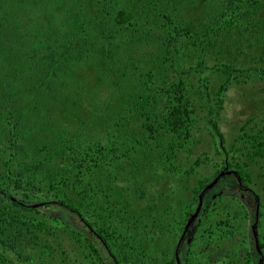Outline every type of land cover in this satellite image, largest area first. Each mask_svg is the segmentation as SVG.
I'll list each match as a JSON object with an SVG mask.
<instances>
[{"label": "trees", "instance_id": "1", "mask_svg": "<svg viewBox=\"0 0 264 264\" xmlns=\"http://www.w3.org/2000/svg\"><path fill=\"white\" fill-rule=\"evenodd\" d=\"M13 2L35 4L34 0H0V116L3 117L0 167H5V170L0 169V264H49L44 255L49 256L53 249L40 243L37 232L47 231L54 236L52 227L62 223L38 209L50 207L48 201L39 199L46 189L52 190L58 205L79 215L84 229L93 233L95 243L104 249L108 263L121 264L120 259L125 256L119 251L127 258L126 248L130 245L120 246L123 238L119 234L116 236V226L127 224V202L122 211H108L110 225H104L106 229L94 231L87 210L88 204L96 198L90 189L78 191L83 185L82 168L90 166L93 148L98 155L93 159L96 167L103 169L105 165L101 141L93 137L86 139V130L83 134L77 132L66 137V131H56L50 126L41 133L37 124L29 128L19 119L24 117L19 111L21 102L27 99L26 94L32 93L36 102L29 108L31 116L39 115V104L45 100L68 109L72 102L61 96L55 86L71 76L76 68L82 69L84 75L94 72L96 86L109 84L114 94L121 92L116 97L115 106H119L113 114L134 105L145 132L140 129L144 133H136L137 127H131L133 150L144 148L149 140L159 141L160 133L166 130L181 141L190 139L192 145L193 117L197 110L213 126L212 130L218 132L217 122L231 87L264 95V0H70L64 10L69 15L68 31L61 32L62 26L55 24L49 31L52 38L47 41L29 24L32 21L18 24L16 17L20 10L14 8ZM187 6L194 10L196 22L191 26L181 17ZM26 9L22 7V14L28 15ZM25 29L33 33L28 43L22 41L20 33ZM142 50L152 54H144ZM212 76L220 80L215 89ZM110 96L109 102L114 100V95ZM44 111L40 117H51V110L45 107ZM57 113L63 111H53ZM121 125L127 127V123ZM155 125H160V129ZM118 126L116 123L115 127ZM262 130L255 133L253 128L243 126L238 136L242 149L233 150L246 152L251 163L264 162ZM61 143L70 158L69 167L64 169V165L51 170L53 152ZM185 145L177 143L169 150L172 152ZM29 155L30 167L36 169L39 165L45 169V174L35 171L28 176L13 175L12 162L19 163L25 156L28 164ZM172 157L170 155L167 160ZM200 165L198 159L182 174L190 176ZM227 168L232 169V166L228 164ZM235 170L239 183L252 181L247 164L235 165ZM260 176L264 185V174ZM93 178H97L91 179L96 182ZM206 182V179L198 181L197 188L192 190L194 196L200 194ZM67 191L76 192V198L68 197ZM169 192L175 194L176 191ZM35 206L37 209H33ZM109 229L115 243L109 244L102 235ZM90 242L87 247L96 262L106 264ZM38 250L44 254L38 256L35 253ZM7 252L16 258L9 259Z\"/></svg>", "mask_w": 264, "mask_h": 264}, {"label": "rangeland", "instance_id": "2", "mask_svg": "<svg viewBox=\"0 0 264 264\" xmlns=\"http://www.w3.org/2000/svg\"><path fill=\"white\" fill-rule=\"evenodd\" d=\"M34 1L32 7L27 3H12L16 10H20L16 17L18 24L32 21L29 24L34 25L33 27L40 33L39 37L45 41L51 37L49 31L55 24L62 26L61 32L68 31L69 15L64 10L70 5V0ZM23 6L27 8L28 15L26 12L22 14ZM181 17L183 22L190 26L196 22L194 10L189 6L181 13ZM20 33L23 36L22 41L27 43L33 36L28 29ZM53 36L57 38L56 35ZM142 51L147 55L152 54L149 50ZM147 58L146 56L145 59ZM84 74L82 69L76 68L71 76L62 79L55 86L56 90H60L61 96L72 102L70 108L45 100L39 104V115L31 116L29 108L36 101L32 93H28L27 99L21 102L19 110L24 117L19 119L29 128L37 124L40 133L49 126L52 129L56 128V131H66V137L77 132L83 134V130H86L84 134L86 139L93 137L101 141L100 145L105 151L102 159L105 165L103 169L96 167L93 159L98 155L97 150L93 148L95 154H92L90 166L82 168L83 185L78 191L90 189L93 198H96L88 202L87 210V217L94 231L106 229L103 226L110 225L109 217L107 218L108 211L112 210L116 213L122 211L124 202H127V218H129L127 224L115 225L118 229L116 236L119 234L123 238L119 243L120 246L130 245L129 248L125 247L128 251L127 258L119 251V254L125 256V259L124 257L120 259L121 264H259L261 258L264 261V185L260 176L264 174V162L256 160L251 163L246 158V152L233 150V148L242 149L238 136L243 126H247L248 129L253 128L255 133L263 129L264 136L263 93L258 95V91L243 92L240 87H231L227 94L225 109L217 122L219 133L212 130L213 126L208 124L206 117L197 110L193 117L192 145L190 139L181 141L176 134L168 133L166 130L160 133L159 141L149 140L144 148L133 150L131 127H137L136 133L143 129L133 108L134 105L127 109L122 108L113 114L119 106H115L116 97L121 92L114 94L109 89V84L99 83L100 85L96 86L94 72ZM211 82L215 89L220 80L217 81L212 76ZM15 85L14 87H18ZM110 95H114V100L109 102ZM1 105L0 101V107ZM45 107L51 110V117H40L45 112ZM58 110L63 113L53 114V111ZM127 111L130 113L128 114ZM2 120L3 117L0 116V122ZM116 123L119 125L118 128L115 127ZM126 123L127 127L121 125ZM159 126L155 125V128ZM143 131L140 132L144 133ZM31 134L34 140V135L32 132ZM218 134L222 135V138ZM175 141L176 144L182 142L186 145L170 152V147L176 146ZM64 147V143H61L54 150L51 170L64 165V169L66 166L68 169L70 158L64 153L66 152ZM170 155L173 157L167 160ZM30 157L31 155L28 164L25 163V156L21 157L19 163L12 162L10 169L13 175L28 176L35 171L45 174V169L39 165L36 169L30 167ZM198 159L201 160V165L195 168V173L184 176L182 172L189 170ZM228 164L232 169L227 168ZM244 164L248 165L252 181L242 182L241 189L235 177V165L244 166ZM0 169L5 170V167L2 166ZM219 172L220 174L217 175ZM92 177L97 178V180L93 178L96 182L91 180ZM205 179L208 182L200 189V194L194 196L192 190L197 188L198 181ZM212 183L214 185L207 188ZM172 189H175V194L169 192ZM70 193L67 191L68 197L75 199L76 192ZM163 193L166 194L165 197L162 196ZM251 194L259 201L258 220L253 225L256 229L254 237L251 226L254 222L255 206ZM199 196L202 197L201 201ZM212 196H215L214 201L211 200ZM39 199L43 202L48 201L50 205V207L38 208L40 212L62 223L60 226L52 227L55 231L54 236L49 235L47 231L37 232L41 241L39 242L53 249L49 256L44 255L48 258L47 263L92 264L94 261L99 264L87 247L91 241L102 259H105V263L109 264L104 249L95 243V235L84 229L78 218L79 215L58 205L52 190L46 189L40 194ZM34 208L37 209V206ZM190 221L189 230L186 232L185 228ZM110 231L111 229L102 233L109 244L114 241ZM24 245L29 251V246ZM20 246L23 247L22 243ZM112 248L116 249L115 246ZM35 253L38 256L44 254L39 250ZM14 256L11 252H7L9 259L14 260L16 258Z\"/></svg>", "mask_w": 264, "mask_h": 264}, {"label": "flooded vegetation", "instance_id": "3", "mask_svg": "<svg viewBox=\"0 0 264 264\" xmlns=\"http://www.w3.org/2000/svg\"><path fill=\"white\" fill-rule=\"evenodd\" d=\"M240 185V187H241V189L243 188L242 187V185H241V183H239ZM204 193V192H203ZM251 197L253 198V202H254V206H255V211H254V222H253V224H252V234H253V237L255 236L254 234H255V232H256V229H254V224L257 222V220H258V215H257V210H258V208H259V201H258V198L255 196V195H253V194H251ZM212 199V201H214L215 200V196H212L211 197ZM244 197H243V195H241V199H243ZM201 199H202V197H201ZM201 201V200H200ZM241 205V204H240ZM192 220V219H191ZM190 224H191V221L189 222V224H188V226H186V228H185V230H186V232L189 230V226H190ZM256 248H257V246H255ZM257 252L259 253V251L257 250ZM264 261H263V258H261L260 260H259V264H262Z\"/></svg>", "mask_w": 264, "mask_h": 264}, {"label": "water", "instance_id": "4", "mask_svg": "<svg viewBox=\"0 0 264 264\" xmlns=\"http://www.w3.org/2000/svg\"><path fill=\"white\" fill-rule=\"evenodd\" d=\"M221 176V175H220ZM219 178V177H218ZM217 178V179H218ZM216 181H214V183H215ZM214 183H212V184H210L207 188H211L213 185H214ZM199 200H201V196H199ZM189 224V223H188ZM188 226V225H187ZM255 235V234H254Z\"/></svg>", "mask_w": 264, "mask_h": 264}]
</instances>
